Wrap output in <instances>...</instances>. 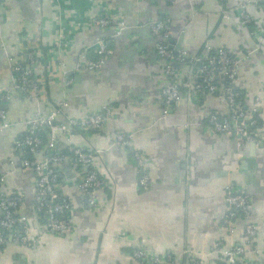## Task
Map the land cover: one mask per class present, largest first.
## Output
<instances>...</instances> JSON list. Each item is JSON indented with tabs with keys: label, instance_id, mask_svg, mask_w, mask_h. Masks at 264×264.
I'll use <instances>...</instances> for the list:
<instances>
[{
	"label": "crops",
	"instance_id": "obj_1",
	"mask_svg": "<svg viewBox=\"0 0 264 264\" xmlns=\"http://www.w3.org/2000/svg\"><path fill=\"white\" fill-rule=\"evenodd\" d=\"M236 1L1 0L0 95H8L1 104L9 125L0 128V191L22 197L17 210L39 238L33 247L7 243L0 264H191L196 259L228 264L214 244L246 243V219H234L233 232L223 225L229 188L250 195L247 220L258 228L259 251L240 256L236 264H264V140L238 144L232 133L216 132L209 115L229 111L216 92L183 90L164 114L168 77L157 51L160 37L152 31L153 21L162 19L169 25L170 44L187 57L224 48L238 59L241 105L264 132V37L256 36L264 29V5L248 6L251 18L245 20ZM100 15L125 21V29L117 34L114 27L97 25L94 18ZM97 39L112 52L99 69L90 70L84 62L94 56ZM16 63L32 68L40 86L37 99L13 86ZM177 67L179 81L196 71L187 59ZM62 101L64 113L75 119L104 105L111 110L98 128L59 135L54 149L45 140L33 156L40 160L52 150L63 156L54 169L57 190L71 202L73 225L64 235L47 230L34 212L35 175L15 147L32 115ZM119 132L131 136L127 146L116 141ZM72 146L93 154V168L104 182L94 206L84 205L78 186L82 169L68 153ZM132 150L144 159L147 188L139 185ZM136 249L143 261L134 256Z\"/></svg>",
	"mask_w": 264,
	"mask_h": 264
},
{
	"label": "built area",
	"instance_id": "obj_2",
	"mask_svg": "<svg viewBox=\"0 0 264 264\" xmlns=\"http://www.w3.org/2000/svg\"><path fill=\"white\" fill-rule=\"evenodd\" d=\"M258 3L264 5V0H238L235 2V6L240 10L241 18L249 20L251 16L248 12V6ZM94 22L101 27H114L117 34L126 27L125 21L106 15L95 17ZM152 31L160 37L157 51L164 61V73L168 77V83L162 89L164 114L174 103L179 101L183 90L187 92L190 90L216 92L224 96L229 105V111L227 113H211L208 117V123L211 127L216 132L232 133L238 144L243 142L256 143L264 140V132L258 130L256 117H250L238 99L240 93L235 85L239 65L238 59L230 55L224 48L207 49L202 56L187 57L185 51L174 49L170 44L169 25L162 19L153 21ZM256 36L258 38L264 37V29L262 31L259 29ZM91 49L94 56L88 57L84 66L90 70H97L105 63L107 55L112 52V48L104 39H97L93 42ZM186 59L193 64L200 63L201 65L195 69L194 76L190 79L179 81L177 79V62ZM13 71L15 72L13 86L23 91L27 99H37L40 96V86L34 77L32 68L16 63L13 66ZM6 97H8L7 94L0 95V128L9 125L6 111L1 104ZM66 105L67 102L62 101L45 114L36 113L32 115L27 120V134L15 141L16 149L22 154V165L30 168L35 175L36 192L33 210L37 215L42 216L47 230L60 235L69 232L73 225L68 215L71 207L70 199L60 193L56 187L57 173L54 168L57 163L62 161L63 156L52 150L40 160L33 157L43 146V140L38 133L40 131L45 132L48 148L54 149L59 135H71L75 131L98 128L111 113L110 108L104 105L98 112L83 119H75L64 113L63 109ZM59 114L63 116L61 120L57 119ZM130 137L126 133L119 132L116 135V141L127 146ZM69 151L70 158L82 169L78 186L84 192V205L94 206L97 191L104 185V182L93 168V154L79 146H72ZM26 153H29V156H26ZM132 155L139 173V185L147 188L149 176L144 169V159L136 150H132ZM2 179L0 176V180ZM225 199L228 210L223 218V225L229 232H233L234 219L238 217L243 220L246 219L243 232L246 243L222 247L221 242H217L214 244V251L224 257L228 264H236L240 256L259 251L254 242L258 228L256 224L247 220L250 212V195L247 192L229 188L226 191ZM21 202L22 197L19 194L6 195L0 191V250L9 242L33 247L39 238L32 233L27 216L18 212L17 208ZM187 253L190 254L189 251ZM133 254L141 261L146 258L141 249L134 250ZM153 261H159V258H153ZM191 264H200V261L194 260Z\"/></svg>",
	"mask_w": 264,
	"mask_h": 264
},
{
	"label": "trees",
	"instance_id": "obj_3",
	"mask_svg": "<svg viewBox=\"0 0 264 264\" xmlns=\"http://www.w3.org/2000/svg\"><path fill=\"white\" fill-rule=\"evenodd\" d=\"M238 90V89H237ZM238 92H239V90H238ZM239 102L241 103V98H240V96H239ZM257 124H258V121H257ZM39 136L41 137V139L43 140V142H45V140H46V133L45 132H43V131H40L39 133ZM68 153H69V155H70V151H68ZM26 156H29V153H26ZM40 217H42L41 215H39ZM196 259V258H195ZM197 260V259H196ZM189 262H190V260H189ZM191 263V262H190Z\"/></svg>",
	"mask_w": 264,
	"mask_h": 264
},
{
	"label": "water",
	"instance_id": "obj_4",
	"mask_svg": "<svg viewBox=\"0 0 264 264\" xmlns=\"http://www.w3.org/2000/svg\"><path fill=\"white\" fill-rule=\"evenodd\" d=\"M195 69H197L201 64L200 63H195Z\"/></svg>",
	"mask_w": 264,
	"mask_h": 264
}]
</instances>
